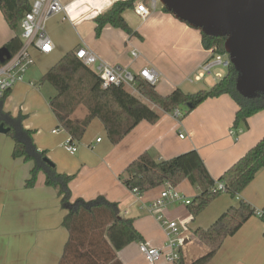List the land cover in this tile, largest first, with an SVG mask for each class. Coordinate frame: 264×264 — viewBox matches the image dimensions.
I'll list each match as a JSON object with an SVG mask.
<instances>
[{"label":"crops","instance_id":"obj_1","mask_svg":"<svg viewBox=\"0 0 264 264\" xmlns=\"http://www.w3.org/2000/svg\"><path fill=\"white\" fill-rule=\"evenodd\" d=\"M101 2L110 5L108 0ZM163 12L157 10L147 19L139 16L135 6L125 12L126 22L141 38L131 37L111 26L105 27L99 38L94 32L85 39L75 37L63 41L58 39L57 32L51 35L48 32L54 50L43 54L35 46L30 49L34 64L28 69L24 80L9 92L4 103L6 112L14 116H27L24 127L35 131L37 148L47 151L58 172L75 175L70 183L73 200L82 198L88 201L104 196L111 202L119 203L123 216L134 219V226L143 240L133 242L118 252V259L123 264H172L166 259L150 263L141 251V245L160 249L166 244L167 235L157 220L158 215L163 214L170 221L178 223L186 237V247H201L206 245L194 236V232L211 227L230 207L238 206L241 200L257 210L264 208V168L236 199L222 194L193 221L185 207L188 205L181 202H170L149 211L167 183L139 195L133 194L123 183L127 166L145 152L155 160L163 161L195 150L210 175L219 179L264 137V110L249 118L247 126L235 127L238 105L229 95L208 99L182 120L156 109L160 114L156 123L140 122L116 145L110 142L102 122L94 119L87 130L89 135H85L79 143L75 155L64 148L69 134L59 128L49 106L50 99L57 93L50 91L47 94V87L51 85L46 82L37 87L36 80L41 79L69 51L88 47L106 63L134 73L145 67L153 68L160 75L155 88L163 96L176 89L185 93L209 90L220 81L207 84L206 76L199 80L200 66L212 54L204 49L201 33ZM58 17L60 15L52 17L47 25ZM18 29L20 31L12 30L0 12V49L16 35L21 37V26ZM145 47V50L150 49L146 53L140 50ZM133 52L138 53L137 58L132 56ZM127 90L139 95L138 91ZM25 95L29 104L23 105L22 110L15 108L14 103ZM79 109L71 117L76 123L88 115L85 108L86 113L76 117ZM231 130L235 132L234 135L230 134ZM98 139L101 142H97ZM14 146L13 139L0 133V264H59L69 235L62 226L65 213L58 207L57 191L46 186L44 180L39 181L41 173L36 186L26 188L32 163L14 158ZM180 188L186 199H189L188 196L197 197L196 191L200 192L188 181ZM196 259L187 261L182 249L185 264ZM208 264H264V221L257 216L249 219L234 236L225 240Z\"/></svg>","mask_w":264,"mask_h":264},{"label":"trees","instance_id":"obj_2","mask_svg":"<svg viewBox=\"0 0 264 264\" xmlns=\"http://www.w3.org/2000/svg\"><path fill=\"white\" fill-rule=\"evenodd\" d=\"M136 1H116L98 14L94 18L96 37L99 38L107 26L120 29L131 37H140L124 18L125 12L132 10ZM29 10L28 0H0V12L12 30H18ZM163 10L171 14L165 8ZM201 35L205 50L213 54H226L225 38ZM22 46L21 37L16 35L3 48L8 49L14 57ZM237 79L238 73L231 65L227 75L209 90L185 93L176 89L167 96L161 95L155 86L138 79L139 95L136 96L123 86L104 88L99 76L83 65L75 51H69L43 75L41 82L49 83L57 91L56 96L50 99L49 106L59 128H63L73 142L80 143L92 121L98 119L104 125L110 142L116 145L140 122L156 123L160 118L156 109L166 113L183 109V119L208 99L223 95H229L238 105L234 126H247L249 118L264 110V96L244 98L236 89ZM9 92L0 98V125L10 129L7 135L15 143L13 157L32 163L26 188H34L39 174L44 173L46 186L57 191L61 209L65 213L62 226L69 236L59 264H123L118 259V252L133 242L143 240L134 226V219L123 216L119 203L111 202L104 196L88 201L82 198L73 200L70 183L75 175L58 172L54 162L48 158L47 151L37 148L35 131L24 127L26 115L14 116L4 110ZM81 106L87 109L88 115L76 123L71 117ZM45 160H50L54 166ZM263 168L264 137L219 179L210 175L199 153L193 150L163 161H157L145 152L127 166L123 183L129 190L138 189L142 194L166 183L176 188L183 181L190 182L200 190V194L187 206L193 221L222 194H229L236 199ZM218 184H223L222 190L218 189ZM256 212L257 209L241 200L238 206L230 207L208 229H197L194 236L209 250L206 255L189 264H208L225 240L234 236L249 219L256 216ZM262 212L260 219L264 221V208ZM179 264L185 263L181 260Z\"/></svg>","mask_w":264,"mask_h":264},{"label":"built area","instance_id":"obj_3","mask_svg":"<svg viewBox=\"0 0 264 264\" xmlns=\"http://www.w3.org/2000/svg\"><path fill=\"white\" fill-rule=\"evenodd\" d=\"M30 10L25 13L20 26L22 30L21 39L23 41L22 49L18 54L11 58L5 64L0 66V98H3L7 92L12 90L19 82H22L28 69L34 64L30 54L32 47H37L41 53L49 54L54 50V43L48 34L47 23L54 17L66 13L65 7L60 0H28ZM160 0H137L134 4L136 12L142 19H147L158 10ZM67 18L66 14L63 20ZM212 53V51H210ZM76 57L89 69L94 71L102 81L104 88L111 85L123 86L127 89L137 92V82L141 79L151 86H156L159 82L160 75L153 69L145 67L138 73H134L127 68L114 66L106 63L90 48L80 47L75 51ZM134 58L138 57L137 52H133ZM232 65L230 58L224 54H211V57L200 66L198 72L199 80L203 79L207 74H211L212 70L217 67L230 68ZM181 109H175L171 114L177 120L183 117ZM54 131V133H56ZM231 130L230 134L234 135ZM184 138L183 135H180ZM97 142H101L98 139ZM64 148L71 155H75L78 151L77 143L71 138L64 143ZM218 189H223V184H218ZM131 192L135 195L141 194L138 189ZM170 202H181L185 205L191 203L190 199H186L177 189L170 183L166 184L165 190L160 197L155 200L149 211L157 210ZM262 210H257L256 216L261 217ZM158 222L163 227L167 235V241L163 248H152L141 245V251L146 260L150 263H156L161 259H166L172 264H179L182 260V249L186 244V237L183 235L176 221L167 220L163 215L157 216Z\"/></svg>","mask_w":264,"mask_h":264},{"label":"water","instance_id":"obj_4","mask_svg":"<svg viewBox=\"0 0 264 264\" xmlns=\"http://www.w3.org/2000/svg\"><path fill=\"white\" fill-rule=\"evenodd\" d=\"M176 19L208 37L225 38L224 49L238 73L241 96H264V0H160ZM12 55L0 49V62ZM10 131L0 125V133ZM54 166L50 160H45Z\"/></svg>","mask_w":264,"mask_h":264},{"label":"rangeland","instance_id":"obj_5","mask_svg":"<svg viewBox=\"0 0 264 264\" xmlns=\"http://www.w3.org/2000/svg\"><path fill=\"white\" fill-rule=\"evenodd\" d=\"M60 1L66 9L65 14H66L67 18H65V20H63V17L65 16V14H62V15H60V17L51 20V22L47 25L48 26L47 27L48 32L50 33V35L55 34L57 32V36H58L59 40H63V39L71 40L75 37H76V39H77V37H82L85 39V37H87L91 34L94 35V29H95L94 18L98 14L106 11L108 8H110V6L113 4V2L118 1V0H108L110 5L109 4L103 5L101 2L102 0H60ZM97 1H100V3L99 4L96 3ZM163 8H164V6L162 5V3H159L158 4V11H164ZM163 13H166V12H163ZM166 14H168V13H166ZM181 23H183V22H181ZM183 24H186V23H183ZM66 27H67V29H66ZM68 27H70L71 30H69ZM193 30H195V29H193ZM196 31H198V30H196ZM147 48H150V46H147ZM145 49H146V47L142 48L140 50L142 52H145V53H146V51L148 52L150 50V49H147V50H145ZM199 71H202V70H199ZM227 73H228V68L217 67V68L212 70V73L210 75L206 73L205 83L209 84L210 82H213L214 80H221L223 77H225L227 75ZM208 78H210V79L208 80ZM36 82H37V87H39L40 84L42 83L41 79L36 80ZM214 83H216V82H214ZM214 83H212V84H214ZM212 87L213 86H211V88ZM50 91L51 92L56 91L52 85L47 87V91H46L47 94H49ZM56 93H57V91H56ZM26 99H27L26 95L24 97L21 96L20 100L14 103L15 108L22 110V108H24L23 105L29 104V103H26ZM83 113L84 114L86 113V109L84 107H80L76 117H80ZM87 133L88 134H85L86 135L85 137H87L90 132L87 131ZM77 145H79V143H77ZM42 180H44V182H45V176L43 173H41V175L39 177V181H42ZM186 182L187 181H183L177 187V190L180 193H183L180 187ZM197 194L199 195L200 192L196 191V195ZM195 197L196 196H194V197L188 196V198L191 201H193L195 199ZM58 203H59L58 207L63 212V210L61 209L60 200ZM185 207H187V206H185ZM187 211L189 212L188 207H187ZM163 216L165 217V215H163ZM167 220H169V219H167ZM181 227L183 229H185L184 226H181ZM185 247L186 246H184V252H185V258L187 261L193 260L196 257L200 258V257L206 255L208 253V250H209V248L207 246H203V245H201V247L200 246L193 247L191 245L189 247H186V248Z\"/></svg>","mask_w":264,"mask_h":264}]
</instances>
